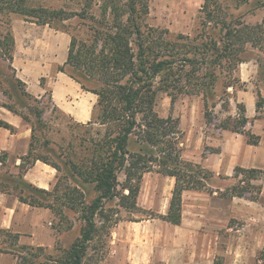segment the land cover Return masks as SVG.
Instances as JSON below:
<instances>
[{
	"label": "trees",
	"instance_id": "1",
	"mask_svg": "<svg viewBox=\"0 0 264 264\" xmlns=\"http://www.w3.org/2000/svg\"><path fill=\"white\" fill-rule=\"evenodd\" d=\"M110 3L111 5L102 7V14L106 15L111 10L113 15L111 24L106 19H97L93 15L88 22V40H83L71 33L65 24L77 15L73 11L47 7L42 4V0H0V21L2 14H16L38 25H48L70 33L68 57L58 70L67 73L80 83L84 90L98 95L100 113L96 122L106 127L103 137L93 145V157L88 160V171L82 165L66 162L73 175L92 183L97 189L99 195L87 204L79 187L73 189L68 187L63 195H59V184L50 191L37 187L25 179V172L38 160L61 171L59 164L51 162L37 152V132L46 126V122L43 121L45 110L32 108V113L36 117L32 121L28 114L18 109L17 104L2 105L31 124L30 147L28 154L22 156V159L28 161V166L21 169L19 174L20 182L25 187L16 193L18 199L32 206L51 208L55 212L58 210V214L63 218L65 214L63 207L56 208L57 203L62 204L64 207L79 211L84 222L81 236L68 249L57 246L62 252L58 257L47 253L44 246L20 244L19 233L1 228L0 252L14 254L17 258L16 264H98L101 256L95 252L102 244L92 243L99 238L103 230L108 232L120 220L113 219V212L105 209V203L119 198L118 204L128 212L139 210L137 199L142 179L147 172H158L175 178L168 212L160 216L173 224H180L182 221L184 191H212L209 185L211 178L215 176L214 172L183 157L184 134L179 120L171 115L161 117L154 110L153 80L159 74L167 72L168 78L173 77V83L169 86L175 91L177 89L184 92L186 89L189 94H202L205 117L208 123L212 122L214 113L210 109L209 97L220 79L218 68L222 67L225 73H228L226 76L228 79L224 81V96L229 95L228 88L231 86L235 88L233 80L240 81L232 76V72L239 63L244 62L236 52V45L240 44L244 49V45L250 42L263 43L264 19L262 23L250 26L232 15L222 18L219 16L225 8L222 0H204L201 9L204 13L202 21L204 32H201V38L211 36L213 31H217V35L214 33L211 42H199L200 37H196L197 44L192 46L190 43L181 44L168 40L164 35L169 34L168 30L159 31L157 28L144 25V18L149 13L146 0H127L125 2L127 11L124 14L120 11L118 0H110ZM260 7H264V0H256L254 8ZM176 38L188 39L183 34H178ZM15 46V37L11 31L0 37V56L9 61L10 66L13 64ZM202 47H204L202 59L199 60V55L190 57V54H200ZM209 49L214 50V55L210 59L204 53ZM226 62L228 66L224 67ZM14 81L16 87H22L19 93L25 102L30 99L40 102L39 98L27 91L23 80L15 78ZM90 84H96V87H90ZM170 95L173 104L176 97L173 92ZM257 96L259 118L264 116V97L261 91L257 92ZM49 98L53 101L52 94ZM24 101L18 104L28 107ZM215 106L214 104L212 107ZM222 107L229 108L228 98L225 97ZM138 116H141L139 120ZM249 121L245 105L238 104V115L227 117L218 126L242 133L246 135L248 143L258 144L260 136L247 129ZM113 123L117 124L119 128L117 131L110 129ZM0 126L15 130L13 125L4 121H0ZM7 160L8 154L3 151L0 154V163L6 164ZM121 171L126 176L122 191L118 189L120 184L118 173ZM263 174L264 171L259 169L237 167L234 173L238 178L237 183L228 186L224 191H219V195L244 197L250 193V198L257 200L262 186L254 181L262 178ZM25 189H28V192ZM47 196H52L54 201L48 202ZM97 218L102 221L100 225ZM256 264H264V249L259 252Z\"/></svg>",
	"mask_w": 264,
	"mask_h": 264
},
{
	"label": "rangeland",
	"instance_id": "2",
	"mask_svg": "<svg viewBox=\"0 0 264 264\" xmlns=\"http://www.w3.org/2000/svg\"><path fill=\"white\" fill-rule=\"evenodd\" d=\"M126 1L118 0L122 14L127 11L125 8ZM146 1L149 6V13L144 18V25L152 26L159 31L168 30L169 34L164 35L170 41H177L181 44L190 43L193 46L197 44L196 37H200L199 42H211L213 41L214 33L217 35V31H213L211 36L208 35V37L201 38L200 34L204 32V30L202 31L204 13L201 10L204 0ZM222 2L225 6L223 12L219 15L222 18H228L232 15L243 24L250 26H256L263 22L264 7L254 8L256 0H222ZM42 4L50 8L65 9L68 12L73 11L77 13L75 17L66 21L65 24L68 25L70 32L75 34L79 39L88 40V22H90V18L93 15L97 19H106L109 24L112 22L113 15L111 10L106 15L102 14V7L111 5L110 0H42ZM25 21L23 17L16 14H2L0 37L11 31L14 37L18 36L22 47L30 46V44L34 46L33 40L36 39L37 30L45 29L47 32L52 31L53 34H44L43 40L37 39L41 45L39 48L36 45L37 47L35 46L33 49L34 53H36L35 57L33 56L32 59L29 57L25 58L23 54L22 57L19 56L18 58V61L23 63V67L27 71L44 72L50 66L52 72L48 76L40 78L41 85L44 87L43 97H37L32 94V84L33 81L37 82V78L36 76H30L31 74L28 75L31 90L28 84H26L25 88L34 97L39 98L40 102H36L33 99L26 100L25 102V99L23 100L19 93L22 87H16L17 85L14 81L15 78L23 80L18 76L16 64L14 65L13 63L10 66V62L0 56V107H4L2 106L4 104H17L18 109L28 114L32 121L36 118L32 113V108L45 110L43 121L46 122V126L37 132V152L48 158L51 162H55L61 166V171L55 168L56 170H54V174H52L50 179L51 184L47 190H54L56 185L59 184L58 193L59 195H63L68 187L72 189L79 187V190L84 195L85 202L90 204L99 195L97 189L92 183L85 182L82 178L73 175L66 162L71 161L72 163L82 165L88 171V160L93 157V145L95 141L103 137L106 130V127L96 122L100 113L98 102L95 105L93 117L86 122H78L68 113L54 106L49 98V95L52 94L50 81L56 75L58 67L62 65L57 64L55 60L56 57L59 60L62 57L58 51L59 47L57 48V43H60L59 36H56L54 33L61 35L62 38H65L66 35L61 33L69 35L70 33L56 30L49 26L38 27L36 24H29ZM238 26L239 28L241 27V25ZM26 30L30 38H25ZM178 34H183L188 39L179 40L176 38ZM50 37L52 39H49ZM43 41L45 44L42 43ZM46 43L53 44V49H50ZM219 46L222 47L221 44ZM244 46L245 48L242 49L240 44L236 45V52L244 59V62L239 63L232 72V76L240 81L236 82L234 81L235 79L233 80L235 88L232 86L228 88L229 95L224 96V81L228 79L226 77L228 73H225L222 67L218 68L220 79L213 94L210 93L209 97L210 109L214 113V123L217 124L216 126L229 116L236 117L227 112L231 110L230 106L235 96L234 90L243 89V87L247 88L248 86V83L242 80L241 72L246 75L247 69L253 70L250 86L256 92L260 91L261 86H264V40L263 43L253 44L250 42ZM203 50L204 47L200 50V54H190V57H197L199 55V60L202 59ZM204 53L210 59L214 55V50L209 49ZM46 55H49V57L46 58ZM224 65V67L228 66L227 62ZM172 78V76L168 78V73L163 72L153 80L152 90L155 91L154 110L161 117L171 115L173 118L179 120L178 113L180 115L183 114V118H186V116L190 117L192 114L190 115L189 108L196 101L204 104L203 95L189 94L190 92L188 93L186 89L184 92L177 89L175 91L172 86H169L173 83ZM89 86L96 87V84H90ZM172 92L176 97L173 104L170 95ZM225 97L229 101V108L226 110L222 107ZM20 101H24L29 106H20L18 104ZM214 104L216 106L212 107ZM202 111H205L204 107ZM199 116L194 110L193 118H198ZM138 117L139 120L141 116ZM110 129L117 131L119 128L116 123H113L110 125ZM11 132L16 133L18 129L15 127V130ZM21 133L23 135L28 133L31 141V124L24 119ZM182 142L183 144L186 143L185 137L182 139ZM2 152L3 150L0 149V154ZM26 166H28V161L22 158L20 163L15 166L8 161L6 164L0 163V189L11 192L9 193L11 195L6 196V199L0 200L3 203L0 204V220H3L5 213L8 212L4 207L7 206L12 209L11 218L14 226L9 230L14 233H17V230L21 231L19 235L23 237L22 240H19V243L44 246L47 253L58 257L62 255V252L57 249V246H60L62 249H68L81 236V229L84 225L81 213L57 203L56 208L58 206L63 207L65 214L62 218L58 214V210L55 212L51 208L19 203L16 193H19L25 187L20 182L19 174L21 169ZM125 177L124 172L118 173V181L120 183L118 189L121 191ZM172 181H174L172 178L158 172L146 173L142 179L139 192L141 199L139 200V197L137 199L140 209L133 213L128 212L118 204L119 198H114L105 203V209L112 210L113 219L120 218V220L108 232L103 230L98 236L99 238L93 241L92 245L102 244L95 252L101 256L97 261L98 264H256L259 252L264 249V230L256 229L254 226L256 224L246 225V222L243 220L232 222L234 230L227 231L223 229L213 231L198 247L172 246L170 239L174 234L172 228H163V226H160L162 225L160 223L156 226L154 221L155 219H162L160 216L164 215L160 212L165 209L166 196L173 191L174 182ZM236 183L237 180L235 179L229 180L214 176L210 180L209 187L211 190L225 189L227 186ZM25 190L28 192V189ZM46 199L51 203L54 201L52 196H47ZM130 219H134V221ZM97 223L100 225L102 221L97 218ZM255 241H257L258 245L254 244ZM194 249H197V251ZM188 251L190 255L188 256V260H186ZM193 259L195 261H192ZM16 262L17 258L14 254L0 252V264H16Z\"/></svg>",
	"mask_w": 264,
	"mask_h": 264
},
{
	"label": "crops",
	"instance_id": "3",
	"mask_svg": "<svg viewBox=\"0 0 264 264\" xmlns=\"http://www.w3.org/2000/svg\"><path fill=\"white\" fill-rule=\"evenodd\" d=\"M25 22L36 24L27 20ZM36 25L38 27H48V25ZM27 33L28 31L26 30L25 38L29 37ZM44 34L49 35L53 34V32H47L45 29L37 30L36 39L33 40L34 42L31 41L34 43V46L30 44V46H23L24 48L21 46L18 36H15L16 50L13 63L14 65L16 64L18 76L28 84L30 90L31 85L29 84L30 80H28V75L31 74L30 76H36L37 82L33 81L31 92L37 97H42L44 91L40 78L51 74L52 68L49 66V69L46 68L44 72L39 73L35 70L27 71L26 68L23 67V63L18 61V58L19 56L22 57L24 54L25 58L29 57L32 59L33 56L36 55L33 49L36 45L38 48L41 45V43H38L39 41L37 39L43 40ZM54 34L59 36L58 39L60 43H57V48L59 47L58 51L62 57L61 60L57 59V57L55 60L57 64L63 65L68 57L71 36L66 33H61L66 35L65 38H62L61 35ZM49 39H52V37ZM42 43H44V41ZM46 44H48L50 49H53V44ZM45 57L47 58L49 55ZM252 72L253 70L251 71L249 69L246 70V75L241 72L242 80L247 82L248 86L247 88L234 90L235 96L230 106L231 110L225 112L236 116L238 115V104H244L246 107V116L250 120L247 124V129L260 136V142L258 144L248 143L246 135L242 133L216 126L217 124L214 123L215 120L208 123L205 117V111H202L204 104L201 102L196 101L195 104L192 103L190 108L188 106L190 115L192 114L190 117L186 116V118H183V114L180 115L178 113L180 128L184 134L183 139L185 137L186 140V143L183 144L182 142V154L184 159L200 164L202 167L214 172L217 177L224 176L227 177L224 179L238 180V178L234 176L237 167L246 169L254 168L264 171V116L259 118L257 116L258 96L257 92L250 86V78L253 77ZM52 78L50 83L52 86V102L54 106L60 110L62 109L78 122L90 120L93 117V111L98 102V95L84 90L80 83L63 71L57 70L56 75L53 79ZM260 91L264 97V86L260 87ZM194 110L198 116L200 115L198 118H193ZM216 119L218 118L216 117ZM0 120L18 129V132L12 133L9 129L0 126V149L8 153V162L14 164V166L18 165L22 156L28 153L30 146L28 133L25 135L21 133L23 118L7 108L0 107ZM54 170H56L54 167L38 160L25 173V179L41 188L47 189L51 184L50 179L52 174H54ZM168 177L174 180L172 182H174L175 185V178L172 176ZM254 183L261 184L262 186L257 200H252L249 196L250 193L244 197L220 196L219 191H224L228 186L225 189L220 188L212 190L211 192L186 190L183 193L181 223L173 224L163 219H155V225L157 226V224L160 223L162 224L160 226H163V228H172L174 234L170 238L171 245L184 247L200 246L202 241L207 239L213 231L223 229L227 231L234 230L232 222L236 220H243L246 222V225L256 224L254 225L255 228L262 231L264 230V174L262 178L255 180ZM9 195L11 194L0 191V200L6 199V196ZM171 197L172 193L166 196L165 209L160 213L164 215L167 214ZM140 199L141 196L139 197V200ZM18 202L23 203L20 200ZM0 204L3 203L0 202ZM4 208L8 212H6L7 214L5 213L3 220H0V228L12 229L14 226L11 218L12 209L7 206ZM19 232L21 231L17 230V233ZM22 237L23 236L20 235L21 240ZM254 244L258 245L257 241H255ZM194 250L197 251V249ZM189 255L190 253L188 251L186 260H188ZM166 257L168 258V256ZM192 261H195V259Z\"/></svg>",
	"mask_w": 264,
	"mask_h": 264
}]
</instances>
